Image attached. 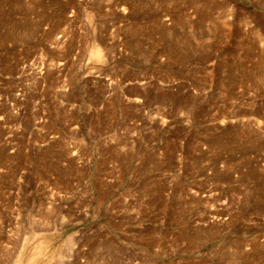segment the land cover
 <instances>
[{
	"label": "rangeland",
	"instance_id": "1",
	"mask_svg": "<svg viewBox=\"0 0 264 264\" xmlns=\"http://www.w3.org/2000/svg\"><path fill=\"white\" fill-rule=\"evenodd\" d=\"M0 264H264V0H0Z\"/></svg>",
	"mask_w": 264,
	"mask_h": 264
}]
</instances>
